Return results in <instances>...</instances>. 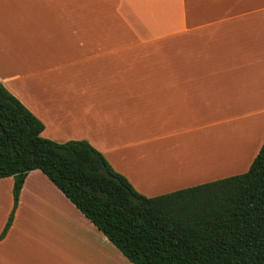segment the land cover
Wrapping results in <instances>:
<instances>
[{
	"label": "crops",
	"instance_id": "crops-1",
	"mask_svg": "<svg viewBox=\"0 0 264 264\" xmlns=\"http://www.w3.org/2000/svg\"><path fill=\"white\" fill-rule=\"evenodd\" d=\"M18 3L33 16L13 19L18 28L0 16V82L43 137L87 140L146 196L200 183L182 178L204 158L189 153L195 144L210 160L206 144L233 140L250 154L220 160H253L264 141V0H0V13ZM12 184L0 178V233ZM0 264L132 263L33 169Z\"/></svg>",
	"mask_w": 264,
	"mask_h": 264
},
{
	"label": "trees",
	"instance_id": "trees-1",
	"mask_svg": "<svg viewBox=\"0 0 264 264\" xmlns=\"http://www.w3.org/2000/svg\"><path fill=\"white\" fill-rule=\"evenodd\" d=\"M0 82V178L10 227L39 169L132 264H264V141L245 172L146 196L85 139L57 142Z\"/></svg>",
	"mask_w": 264,
	"mask_h": 264
},
{
	"label": "rangeland",
	"instance_id": "rangeland-1",
	"mask_svg": "<svg viewBox=\"0 0 264 264\" xmlns=\"http://www.w3.org/2000/svg\"><path fill=\"white\" fill-rule=\"evenodd\" d=\"M1 15H2V18H4L6 21L11 23L9 26H16L17 28L20 26H23V24H15V23H13V19L19 20L21 18L33 16V14L29 13V11L27 9H23L21 7L20 3H18V10H15V9H7L6 10L5 9V10H3L2 14L0 13V16ZM80 15H81L80 10L75 11L74 14H71V16H73V17H79ZM7 17H9V18H7ZM25 26H29V25H24V27ZM20 32L21 31L19 30V34H20ZM5 55L9 56L10 57L9 60L12 61V58H13L12 56H10L7 53H5ZM4 65L6 66L5 70L7 72L10 71V72L14 73V72L18 71V69H15L12 65L9 66V63H5ZM206 147H210V150H209L210 160L205 159V155L207 153V151H205V144L204 145L203 144L202 145L195 144V146H193L189 149L190 154L195 155V157H197V158L199 156H203L204 158L199 159V160L193 158V163L187 167V168H191V169H188V172H191V174L186 175L188 177L182 176V178L184 180H186L185 182H188V181L192 182L194 180H199L200 183H203V182L211 181V180H214V179H217L220 177H225V176H229V175H233V174H237V173H242L248 169V167L251 163V162H249L246 167H244V166L241 167L240 165H239L240 167H229V165H232V164L227 163V165H225V163L220 160V155L221 154L223 155L225 153L234 154L233 156L241 154L245 158L250 154L249 152L240 153V152L236 151L238 148H237L236 144L233 142V140H228L226 142H221V141L210 142L209 144H206ZM197 149L198 150L201 149V150H200V153L196 155ZM255 155H256V153H255ZM156 165L159 166V164H156ZM215 165H217V166L213 167ZM185 172H187V171H185ZM207 173H211V175H205ZM216 175H219V176L223 175V176L217 177ZM210 176H215V178L208 180L207 177H210ZM203 180H205V181H203ZM185 182H182V183H185ZM5 205H6V197L4 196V194H2V199H0V220L2 219L3 211L5 209Z\"/></svg>",
	"mask_w": 264,
	"mask_h": 264
}]
</instances>
